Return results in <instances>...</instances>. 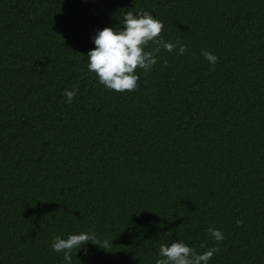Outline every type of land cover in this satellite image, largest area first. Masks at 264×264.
Segmentation results:
<instances>
[{"label": "trees", "instance_id": "trees-1", "mask_svg": "<svg viewBox=\"0 0 264 264\" xmlns=\"http://www.w3.org/2000/svg\"><path fill=\"white\" fill-rule=\"evenodd\" d=\"M129 11L186 49L116 92L86 54ZM79 232L71 264H154L174 241L264 264V0H0V264H64L51 244Z\"/></svg>", "mask_w": 264, "mask_h": 264}, {"label": "clouds", "instance_id": "clouds-1", "mask_svg": "<svg viewBox=\"0 0 264 264\" xmlns=\"http://www.w3.org/2000/svg\"><path fill=\"white\" fill-rule=\"evenodd\" d=\"M162 28V21L147 11L127 12L119 29L104 27L96 30L90 38L94 47L86 54L88 70L93 72L98 82L109 90L124 92L136 89L139 79L136 69L148 71L156 64V53L161 48L167 52L175 49L181 55L185 52L186 45L179 41L175 43L166 41L160 36ZM150 41L157 47L152 51H146L145 46ZM202 55L210 64L217 61V56L209 51H203ZM77 91V88L65 89L63 95L66 102L70 103ZM207 232L215 241L224 238L220 229L209 228ZM90 239H95L91 232L71 233L67 238L56 236L51 248L53 251L63 253L64 264H71L72 250L81 249ZM216 251L218 248L212 247L197 253L188 244L174 241L160 245L154 264H207Z\"/></svg>", "mask_w": 264, "mask_h": 264}]
</instances>
